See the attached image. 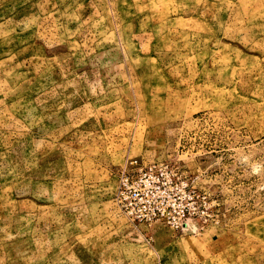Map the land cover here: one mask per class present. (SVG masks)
I'll use <instances>...</instances> for the list:
<instances>
[{
  "label": "rangeland",
  "instance_id": "obj_1",
  "mask_svg": "<svg viewBox=\"0 0 264 264\" xmlns=\"http://www.w3.org/2000/svg\"><path fill=\"white\" fill-rule=\"evenodd\" d=\"M132 159L181 229L121 211ZM0 264H264V0H0Z\"/></svg>",
  "mask_w": 264,
  "mask_h": 264
},
{
  "label": "built area",
  "instance_id": "obj_2",
  "mask_svg": "<svg viewBox=\"0 0 264 264\" xmlns=\"http://www.w3.org/2000/svg\"><path fill=\"white\" fill-rule=\"evenodd\" d=\"M129 163L136 168L121 170L114 193L121 211L135 223L162 222L173 229H181L191 217L190 207L183 205L176 196V191L186 185L185 181L166 175L167 164L141 166L136 159Z\"/></svg>",
  "mask_w": 264,
  "mask_h": 264
}]
</instances>
